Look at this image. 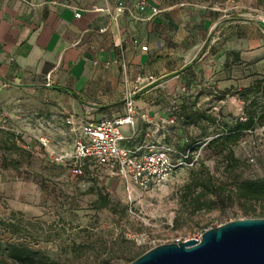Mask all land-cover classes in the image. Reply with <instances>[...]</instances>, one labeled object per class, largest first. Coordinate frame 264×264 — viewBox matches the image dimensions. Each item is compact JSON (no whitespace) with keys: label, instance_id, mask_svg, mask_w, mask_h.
Wrapping results in <instances>:
<instances>
[{"label":"rangeland","instance_id":"rangeland-1","mask_svg":"<svg viewBox=\"0 0 264 264\" xmlns=\"http://www.w3.org/2000/svg\"><path fill=\"white\" fill-rule=\"evenodd\" d=\"M145 1L161 8L214 12L222 32L245 29L249 22L264 29L260 25L264 0ZM4 79H0V264H16L4 258L8 243L38 250L51 264H128L153 246L192 239L232 220L255 218L260 210V203L225 195L234 190L236 180L264 176V127L243 133L232 146L235 160L207 146L222 124L244 119L242 102L234 94L237 88L222 93L215 83L199 88L185 84L178 91L149 95L155 105L149 122L138 117L135 137L127 144L166 142L186 158L175 160L178 166L161 188L128 203L116 180L95 170L75 176L68 164L52 161L38 143L37 137L45 135L51 150L72 151L74 122L67 120L75 114L66 108L67 99L46 89L42 81ZM206 172L216 187L214 193L199 197L201 208L194 210L195 191L187 186L193 178L211 186ZM100 192L109 201L95 209L92 202Z\"/></svg>","mask_w":264,"mask_h":264},{"label":"crops","instance_id":"crops-1","mask_svg":"<svg viewBox=\"0 0 264 264\" xmlns=\"http://www.w3.org/2000/svg\"><path fill=\"white\" fill-rule=\"evenodd\" d=\"M119 2L124 11L115 15ZM153 5L139 10L131 0H0V76L42 81L67 99L74 123L121 115L127 93L149 114L155 108L149 95L160 90L215 83L223 92L256 77L264 81L259 25L222 32L209 10L171 6L154 13ZM122 132L128 135V127Z\"/></svg>","mask_w":264,"mask_h":264},{"label":"built area","instance_id":"built-area-1","mask_svg":"<svg viewBox=\"0 0 264 264\" xmlns=\"http://www.w3.org/2000/svg\"><path fill=\"white\" fill-rule=\"evenodd\" d=\"M145 6V0L137 3L139 10H144ZM151 8L154 13L157 12L155 7ZM123 11L124 6L119 2L115 15ZM140 48L146 50L147 46L141 45ZM123 105L124 112L116 117L74 123L70 153L51 150L45 135H39L37 140L52 161L68 164L73 175L83 176V167L88 165L91 171L95 170L105 178L116 180L123 190L125 201L133 203L137 197L161 188L178 166L175 160L186 158V154H181L166 142L160 145H128L135 137L137 118L146 122H149V118L148 114L139 112L132 94L127 93L124 96ZM67 122L73 124L71 119ZM124 126L129 129L128 135L122 132ZM203 232L193 238L199 239Z\"/></svg>","mask_w":264,"mask_h":264},{"label":"trees","instance_id":"trees-1","mask_svg":"<svg viewBox=\"0 0 264 264\" xmlns=\"http://www.w3.org/2000/svg\"><path fill=\"white\" fill-rule=\"evenodd\" d=\"M148 2L149 1H146L147 5ZM151 7L157 8L158 5L155 4ZM0 79L5 80L1 76ZM222 93H225V91ZM234 94H236L238 99L242 102L244 119L237 117L231 125L226 123L222 124L219 134L207 142L208 148H212L213 150L217 149L218 153L224 152L225 157L233 160H235V158L233 156L232 146L239 141L243 133H251L256 128H260L264 125L263 78L256 77L248 86L236 89ZM258 94L260 96H258ZM259 97H261V100ZM84 171L89 173L90 169L88 168V165L83 167V172ZM205 179H210L209 183L211 186L206 184V181H203L201 178H193L191 180L193 183L187 186V188L191 189L193 193L195 191L193 198L194 210L201 208V204H198L200 196L206 191L214 193L213 188L216 186L211 184L212 180L209 172L205 173ZM219 187L218 192L220 191ZM197 188L198 190H196ZM232 195L243 201L260 203V210L254 215V217H264V176L254 179L236 180L234 183V190H228L225 197L231 199ZM108 201V195L100 192L97 198L92 202V205L95 209H102L107 206ZM206 206L207 208L210 207V205ZM3 253L5 259L16 264H51V261L45 254L23 244L8 243L6 244Z\"/></svg>","mask_w":264,"mask_h":264},{"label":"water","instance_id":"water-1","mask_svg":"<svg viewBox=\"0 0 264 264\" xmlns=\"http://www.w3.org/2000/svg\"><path fill=\"white\" fill-rule=\"evenodd\" d=\"M128 264H264V217L232 220L205 230L200 239L153 246Z\"/></svg>","mask_w":264,"mask_h":264},{"label":"bare ground","instance_id":"bare-ground-1","mask_svg":"<svg viewBox=\"0 0 264 264\" xmlns=\"http://www.w3.org/2000/svg\"><path fill=\"white\" fill-rule=\"evenodd\" d=\"M201 235H202V234H201ZM200 238H201V236H200ZM200 238H199V239H200Z\"/></svg>","mask_w":264,"mask_h":264}]
</instances>
